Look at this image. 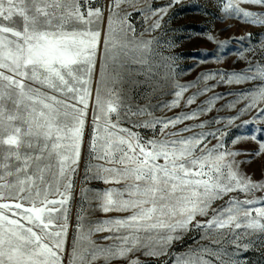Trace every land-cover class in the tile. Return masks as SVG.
<instances>
[{
	"label": "snow or ice",
	"instance_id": "6c2138e0",
	"mask_svg": "<svg viewBox=\"0 0 264 264\" xmlns=\"http://www.w3.org/2000/svg\"><path fill=\"white\" fill-rule=\"evenodd\" d=\"M122 2L126 0H114L103 42V68L94 99L89 151L104 164L121 166L97 165L93 178L104 183L133 181L123 190L99 192L95 198L101 210L131 211L132 215L98 221L86 230L81 222L83 216L78 217L72 250L75 264H92L101 256L105 261L128 258L141 249H146L145 256L166 255V246L180 239L190 226L210 231L234 227L264 233V206L245 207L262 203L255 198L230 197L224 206L212 209L209 219L196 221L197 216H209L212 204L229 193L239 191L248 196L264 191V183L254 182L240 172L235 160L239 152L221 150L223 143L204 151L207 137L220 140L223 132L200 133L179 140L144 141L128 129L119 128L123 134L114 131L118 123H113L111 114L118 115L120 104L110 98L111 93L108 97L102 94L104 69L109 61L116 62L121 53L147 51L151 45V41H136L129 36L135 29L127 23L129 14L121 16L117 11ZM179 2L171 0L167 6L152 10L160 16L153 29L160 28L168 8ZM220 2L224 11L232 10L233 16L239 14L246 22L264 25V16L239 6L240 3L264 6V0ZM81 7V0H0V131L4 133L0 135V145L7 146L0 152V264H62L61 253L69 226L71 177L79 163L101 45L98 26L101 10L82 11ZM114 24L119 25V37ZM217 76L228 84L260 81L257 87L237 94L248 101L242 111L264 103V64L250 62L247 72L208 73L201 80ZM177 87L174 93L177 99L166 107L178 106L189 86ZM214 87H205L198 94H206ZM222 98L214 96L212 101ZM195 99L196 95L187 104L191 105ZM212 101L191 113L141 126L154 128L160 124L163 131L210 111ZM260 111L264 113V108ZM238 118L230 117L229 121ZM199 127L205 125L201 123ZM202 144L204 148L200 147ZM260 151L264 152V143L260 144ZM161 159L162 164L158 163ZM104 231L114 233L105 239L117 243L92 247L90 251L78 250L77 245L84 241L94 243L90 240L93 233ZM130 264L140 262L134 259ZM177 264L206 262L182 258Z\"/></svg>",
	"mask_w": 264,
	"mask_h": 264
},
{
	"label": "rangeland",
	"instance_id": "374dc122",
	"mask_svg": "<svg viewBox=\"0 0 264 264\" xmlns=\"http://www.w3.org/2000/svg\"><path fill=\"white\" fill-rule=\"evenodd\" d=\"M113 3L114 0H90V3L81 0L82 11H86L87 8H99L102 12V17L98 21L101 45L93 74L92 100L85 120L79 163L76 173L71 177L72 189L68 201L69 226L61 253L62 264H75L72 250L77 238L78 217L83 216L81 222L86 230L89 225H94L98 221L132 215L131 211L105 213L101 210L100 203L95 198L99 192L110 189L123 190L133 181L129 179L121 180L120 183L114 181L104 183L102 179L93 178L95 166L104 164V161L95 159L89 151L93 136L94 99L103 68V42L108 33ZM169 3L171 0H126L117 9L121 16L129 14L127 23L135 29L129 36H134L136 41H151V45L147 51L126 55L121 53L116 62L109 61L108 67L104 69L102 94L108 97L111 93L110 98L120 104L118 115L111 114L113 123H118V129L114 131L123 134L119 133V128L128 129L138 134L144 141L179 140L200 133L214 132L219 135L223 132L220 140L208 136L204 142L207 144L204 151L223 143L224 148L221 150L240 153L235 160L242 174L254 182L264 183V152L260 151V144L264 143V113L260 109L264 108V103H260L254 109L242 111L248 101L237 95L257 87L260 81L228 84L220 76L206 81L201 80V77L208 73L247 72L250 62L254 65L264 64V25L246 22L239 14L233 16L231 9L224 11L220 0H180L168 8L160 28L153 29V24L160 16L154 14L152 10L165 7ZM239 6L246 11L264 16V6L245 3H240ZM114 28L117 29L119 37V25L114 24ZM178 85L189 87L180 98L178 106L166 107L177 99L174 93L178 90ZM213 85L215 87L211 91L198 94L205 87ZM194 95L195 102L188 105L187 101ZM214 96L223 98L212 101ZM210 101L213 105L210 111L200 114L198 118L178 123L174 127L170 125L163 131L160 124L154 128L141 126L146 122L170 120L191 113L201 106L207 107ZM230 117L239 118L229 121ZM214 120L219 122L213 123ZM201 123L205 127L200 128ZM186 127L191 128V131H182ZM172 133L180 135L172 136ZM0 135L4 133L0 131ZM200 147L204 148V145ZM6 148V145H0V152ZM258 152L260 154L256 155ZM163 162L162 159L158 161L161 164ZM104 166L121 167L117 164ZM88 168H92L93 171L86 172ZM230 197L240 200L255 198L262 202L246 205L248 208L264 206V191H255L248 196L237 191L216 200L209 209V216H197L196 221L209 219L212 209L224 206ZM252 216L255 217L256 213L253 212ZM196 221H193V225ZM112 235L114 233L107 231L95 232L90 237L93 244L84 241L78 244L77 248L78 250L88 248L90 251L92 247H106L117 243L115 240L105 239ZM144 251L146 249L131 253L128 258L111 261H105L101 256L92 261V264H130V260L134 259H138L140 264H177V260L182 258L202 260L206 264H264V233H251L250 230L234 227L210 231L190 226L180 239L173 240L166 246V255L145 256Z\"/></svg>",
	"mask_w": 264,
	"mask_h": 264
}]
</instances>
